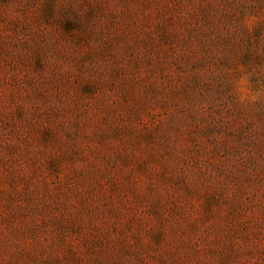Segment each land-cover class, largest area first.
<instances>
[{
	"label": "rangeland",
	"instance_id": "obj_1",
	"mask_svg": "<svg viewBox=\"0 0 264 264\" xmlns=\"http://www.w3.org/2000/svg\"><path fill=\"white\" fill-rule=\"evenodd\" d=\"M0 264H264V0H0Z\"/></svg>",
	"mask_w": 264,
	"mask_h": 264
}]
</instances>
